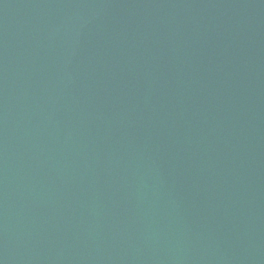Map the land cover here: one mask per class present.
Returning <instances> with one entry per match:
<instances>
[{"label": "water", "instance_id": "95a60500", "mask_svg": "<svg viewBox=\"0 0 264 264\" xmlns=\"http://www.w3.org/2000/svg\"><path fill=\"white\" fill-rule=\"evenodd\" d=\"M0 264H264V0H0Z\"/></svg>", "mask_w": 264, "mask_h": 264}]
</instances>
